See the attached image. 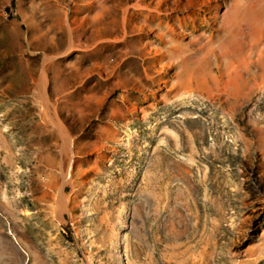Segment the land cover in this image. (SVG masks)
I'll return each mask as SVG.
<instances>
[{
    "label": "rangeland",
    "instance_id": "rangeland-1",
    "mask_svg": "<svg viewBox=\"0 0 264 264\" xmlns=\"http://www.w3.org/2000/svg\"><path fill=\"white\" fill-rule=\"evenodd\" d=\"M0 264H264V0H0Z\"/></svg>",
    "mask_w": 264,
    "mask_h": 264
},
{
    "label": "bare ground",
    "instance_id": "bare-ground-1",
    "mask_svg": "<svg viewBox=\"0 0 264 264\" xmlns=\"http://www.w3.org/2000/svg\"><path fill=\"white\" fill-rule=\"evenodd\" d=\"M139 7H140V5L139 4H136V5H134L133 6V9H135V10H137V9H139ZM129 17H130V15H129V10H128V8H126L124 11H123V25H125L126 23H128V20H129ZM132 17V16H131ZM134 23H136V22H134ZM133 23V24H134ZM130 24V23H129ZM131 25V24H130ZM126 26V25H125ZM134 26V25H133ZM132 26V27H133ZM137 28V27H136ZM62 130V129H61ZM61 202V201H60ZM61 207H62V211H65V203H62L61 202Z\"/></svg>",
    "mask_w": 264,
    "mask_h": 264
}]
</instances>
